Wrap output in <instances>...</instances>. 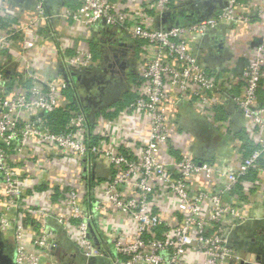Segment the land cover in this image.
<instances>
[{
    "label": "built area",
    "instance_id": "obj_1",
    "mask_svg": "<svg viewBox=\"0 0 264 264\" xmlns=\"http://www.w3.org/2000/svg\"><path fill=\"white\" fill-rule=\"evenodd\" d=\"M68 1L61 16L71 28H80L76 34L94 38L106 28L119 49L123 42L138 47L141 67L127 109L133 115L144 113L149 131L139 143L127 140L116 147L102 126V131L98 125L89 131L80 110L70 113L63 131L53 130L50 115L70 109L65 91L73 87L71 73L98 70L100 60L91 46L62 39L63 73L41 74L29 60L49 27L46 0H36L32 13L0 0V58L9 55L0 70V231L14 235L13 243L5 241L13 247L16 264H97L99 258L110 264L250 262L249 251L230 243L237 231L264 227V36L255 46L233 45L235 54H228L219 71L204 62L200 43L225 24L250 25L248 12L255 13L258 3L227 0L205 19L166 26L158 24L161 16L177 13L175 7L188 0ZM185 103L215 124V141L221 146L235 136L231 119H216L218 108L230 103L241 113L246 138L234 143L233 154L223 156L227 172L175 152V132L168 123ZM47 149L53 159L73 157L88 168L91 159H105L112 176L104 180V174L98 178L94 171L92 183L77 174L81 189L48 176L39 183L38 173L48 168ZM250 175L255 178L247 179ZM41 195L45 202L37 200ZM109 214H120L134 238L108 223L98 230L96 221ZM30 226L35 230L28 236ZM60 237L77 247L78 263L58 259Z\"/></svg>",
    "mask_w": 264,
    "mask_h": 264
},
{
    "label": "crops",
    "instance_id": "obj_2",
    "mask_svg": "<svg viewBox=\"0 0 264 264\" xmlns=\"http://www.w3.org/2000/svg\"><path fill=\"white\" fill-rule=\"evenodd\" d=\"M7 1L11 5L21 8L24 12L26 11V13H32L36 3V0ZM188 1L181 3L180 6L184 5L187 7L197 2L196 0H190L192 3H187ZM254 1H256L258 5L255 13L251 11L248 12L252 18L250 25L234 26L232 24H225L212 36L214 40H212V38H210V40L202 39L203 41H201L200 47L202 48L201 52L203 53V60L211 71H219L221 66L229 59L228 54H235L232 49L233 45L241 49L240 46L245 44H252V46H255L260 43L261 37L264 36V0ZM240 2L246 4L248 0H241ZM65 5L67 6L66 0H46L45 7L50 16L48 22L49 27L43 30V33L41 34L42 38L38 39L39 44H37L35 48L36 50L32 51V57L29 60L30 64L39 70L41 74L53 76L59 72L63 73L64 71L61 52L59 50L61 42L59 40L71 39L74 40L76 46H91L96 52V58L99 59L101 63L97 72H100L99 70L102 71L107 69L109 75L113 76V80H115L119 74H124L125 76L126 73L128 77H126L125 83L121 81H109V78L105 79V74L104 76H100L102 73L96 74V70H93L89 79L84 81L80 78L75 79L74 77H71L73 79L72 99L77 102V105L81 108L80 111L84 113L85 117L91 121L89 131L91 133L94 132V127L97 125L101 131L103 129L107 130V133L110 132L109 135L110 137L112 136V142L116 147H120L121 144L127 140L134 141V143L143 141V139L147 137L149 131L147 116L144 113L133 115L127 109L129 102L133 99L131 93H129V89L132 82L137 79V71L138 68L141 67L138 61V47L135 46L132 57V59L134 58L133 69L129 70V68L126 67L122 68V65L120 64L121 61L118 59L120 50L116 49L118 48V44L115 47L110 43V45L108 44V40L106 41V39L109 38V34L106 32V28L102 29L101 33L103 36L98 32V34L94 35V38L93 35L84 36V33L76 34L77 30L80 28H71L70 23L61 16L62 8ZM180 6L175 7V11L177 10L176 16L180 18L181 21L186 20V22H190L196 20L197 16L191 15L194 13L190 12L191 9L183 11V7L179 10L178 7ZM195 8L196 10H201L202 6L196 5ZM222 8L223 7H218L214 12L218 13ZM258 8H260V12L258 11ZM50 33L54 34L53 39H50L52 38L50 37ZM197 44H199L197 41L194 42V46ZM213 44L215 46L217 44V47L210 50L209 46L212 47ZM111 46L113 50L110 48ZM108 48L109 50L107 54H104L105 50ZM224 58H226V60H224ZM8 60L9 55H3V57L0 58V70ZM17 60L19 64H23L20 59ZM241 63L242 61L240 62L239 67ZM30 64L28 65L30 66ZM15 69H17V67H15ZM8 73L11 75L10 70ZM234 86L233 91L238 94L240 88L237 85ZM216 114V119H221L225 122L230 119L233 121L232 130L235 138H230L232 139L230 140L228 139L229 137H226L222 146L218 145L215 141L218 136V130L215 128V124L198 115L191 103L183 104L177 112L171 115L168 124L170 129L175 132V138L173 140L175 152H184L186 155L199 159L200 161L212 162L218 168L227 172L228 165L223 162V156L226 154H233L235 152L233 147L234 143L235 146L240 144L241 140H245L246 135L244 133L241 113L234 108L233 104L229 103L227 106L225 105L222 108H218ZM110 120H113V122L111 123ZM101 126L103 129L100 128ZM93 140L96 141L97 139L93 138ZM46 151L48 152V168L45 171L38 173L37 182L39 183L44 176H48L52 180L62 178L63 181L72 182L77 188L81 189L84 176L88 178V181L90 180V182H92L94 179L92 172L94 171L98 178L100 174H104L102 176L104 180H108L112 176V174H110L111 171H108L109 164L105 159H91L88 168V164H86L87 162L79 164L73 157H69L66 161L60 162L57 159L52 158V151L50 149H47ZM226 158L228 157L226 156ZM77 174L82 176L83 181L76 177L78 176ZM254 178L255 175H252L247 179ZM196 182H198V180H192V183ZM261 196L262 193L259 194L256 199H261ZM57 197L59 196H55L54 199L59 201V198ZM37 200L45 202L43 195L38 196ZM259 202L260 200L256 202L258 206ZM255 211L256 213H259L258 210ZM121 218L122 216L120 214L102 215V217L99 218V221H96V227L98 230H101V228H106L105 225L108 223L109 228H114V226L120 227V231L127 234L129 238H134L135 235L132 226L126 220L121 221ZM34 230L35 228L30 226V228L27 229V232L29 233L28 236H30L31 233H34ZM0 235L4 240L7 239L13 243V234L8 236V234H3L0 231ZM259 235V230L251 228L235 232L232 238L234 245L238 246L243 251L247 250L250 252L248 261L252 264H259L261 261L259 256L260 253L254 247ZM59 241L60 243L56 248L55 253L60 261L66 262L71 259H81V254L73 243L62 237H60ZM12 248L13 247L10 249L11 251ZM11 254L13 255V252H11ZM261 254L264 256V250H262Z\"/></svg>",
    "mask_w": 264,
    "mask_h": 264
},
{
    "label": "water",
    "instance_id": "obj_3",
    "mask_svg": "<svg viewBox=\"0 0 264 264\" xmlns=\"http://www.w3.org/2000/svg\"><path fill=\"white\" fill-rule=\"evenodd\" d=\"M197 2L195 4H191V11L190 12H194L193 14H191L192 16H197L196 17V20H202V19H205L209 16H211L215 9L218 8V7H225L227 5V0H196ZM192 3V2H190ZM196 5H201L202 8L201 10L195 8ZM194 9V10H193ZM197 13H196V12ZM201 11V12H200ZM181 23V19L178 18L176 16V13L175 12H172V11H168V12H165L161 18L158 20V24L161 25V24H165L166 26H172V25H177V24H180ZM108 34H110V31L107 32ZM110 37H112L111 35H109ZM110 40V38H109ZM120 45L122 47H125L126 46V43H120ZM131 51L132 53H134V49H135V46H131ZM117 50H120L121 49H118L116 48ZM103 50V49H102ZM113 50V48H112ZM103 56V55H102ZM104 58V56H103ZM105 60V59H104ZM100 72H97V70L95 71L96 74H100V76H104L105 74V79H108L110 81H115V82H118V81H121L120 79L116 78L115 80H113V76L109 75V71L107 69H104V70H99ZM92 74V71H89V70H83L81 72H72L71 73V76L74 77L75 79H81V80H86V79H89L90 75ZM126 77H128V75L125 74ZM122 82V81H121ZM125 83V82H124ZM94 239L96 242H98V238L96 236H94ZM74 263H78L76 260H73ZM0 264H16V262L14 261V258L11 254V252L9 251V249L7 248V243L6 241L4 240V238L0 235ZM241 264H252L250 262H243Z\"/></svg>",
    "mask_w": 264,
    "mask_h": 264
},
{
    "label": "trees",
    "instance_id": "obj_4",
    "mask_svg": "<svg viewBox=\"0 0 264 264\" xmlns=\"http://www.w3.org/2000/svg\"><path fill=\"white\" fill-rule=\"evenodd\" d=\"M241 1V0H239ZM66 4H69V1L66 0ZM186 22V20L184 21ZM96 55V52H95ZM66 96L70 99V109L68 111H63V110H57L55 111L54 114L50 115L51 117V124H52V128L55 131H63L66 124L69 121L70 118V113L72 111H79L81 108L77 105V102L73 101V90L72 87L68 88L65 91ZM262 96L264 97V92H262ZM264 99V98H263ZM88 125H91V121L87 119ZM250 154V151H249ZM251 176V175H250ZM250 176H248L250 178ZM95 180H92V183ZM241 189L240 187H238V192H240ZM231 246L236 247L238 249H240L238 246L234 245L233 242L231 241ZM241 250V249H240ZM110 260L106 259V258H99L97 260V264H110L109 262Z\"/></svg>",
    "mask_w": 264,
    "mask_h": 264
},
{
    "label": "flooded vegetation",
    "instance_id": "obj_5",
    "mask_svg": "<svg viewBox=\"0 0 264 264\" xmlns=\"http://www.w3.org/2000/svg\"><path fill=\"white\" fill-rule=\"evenodd\" d=\"M106 41L108 42V44L110 43V44L114 45L113 47H115L117 45V42H114V40H109L107 38ZM130 47H131V45L121 47V51L119 52L118 59H120V61H121L120 64L122 65V68L126 67V68H129V70H132L133 66H134V64H133L134 58L132 59L133 53H132ZM110 48H112V46ZM108 50H109V48L107 50H105L104 54H107ZM117 78L120 79L122 82H126V76H124V74L123 75L119 74ZM254 245H255L254 247L256 248V250L260 253L259 256L261 258V261L259 264H264V256L261 254L262 250H264V227H262V231H260V235L257 238V242ZM7 248L11 252V250H10L11 245L9 244V242L7 243Z\"/></svg>",
    "mask_w": 264,
    "mask_h": 264
}]
</instances>
